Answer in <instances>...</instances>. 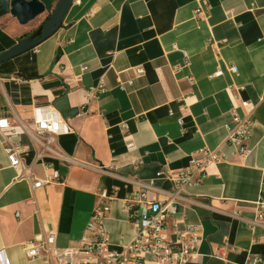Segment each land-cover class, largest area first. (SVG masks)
<instances>
[{
  "label": "crops",
  "instance_id": "crops-1",
  "mask_svg": "<svg viewBox=\"0 0 264 264\" xmlns=\"http://www.w3.org/2000/svg\"><path fill=\"white\" fill-rule=\"evenodd\" d=\"M32 32L1 17L0 56ZM39 108L69 128L50 146L33 133ZM235 114L252 120L245 157L228 143ZM3 118L12 125L0 130V252L9 264H46L27 260L23 245L49 232L58 248L77 247L103 193L110 248L122 251L135 235L125 201L148 182L150 200L172 204L182 228L200 229L191 264L264 260V0H73L57 32L0 65ZM11 145L35 179L56 171L59 182L34 189L20 179ZM200 150L221 160L199 184L177 193L157 177L188 168Z\"/></svg>",
  "mask_w": 264,
  "mask_h": 264
},
{
  "label": "built area",
  "instance_id": "built-area-1",
  "mask_svg": "<svg viewBox=\"0 0 264 264\" xmlns=\"http://www.w3.org/2000/svg\"><path fill=\"white\" fill-rule=\"evenodd\" d=\"M200 13H198L199 15ZM233 73L237 68H232ZM139 75L142 70L137 71ZM222 76L217 72L212 77ZM132 81L128 82L131 86ZM122 90L123 85L119 86ZM100 85L96 92H103ZM243 108L248 103H242ZM235 126L228 128V143L234 148L236 155L248 156L250 150L248 141L252 132V120L248 117L234 116ZM34 136L40 138L45 146H50L57 136L67 134L69 128L60 119L56 111L49 108L35 110ZM12 127L8 119H0V130H10ZM127 129V126H124ZM47 148V147H45ZM133 148V144H128ZM10 166L20 170V179L32 180L33 188L39 189L46 184L59 182V173L54 171L47 181L33 177L30 168L22 160L20 151L11 145L6 149ZM221 160L218 152L200 150L190 162L188 168L172 174H158L171 181L177 193L202 182L206 177L208 166ZM28 171V174L25 172ZM201 177H196V175ZM154 190L153 182L141 185L139 191L133 192L125 201V209L129 214V222L133 226L135 235L132 242L124 246L122 251L110 248L109 234L105 229V220L110 212L109 198L103 193L94 208L86 229L78 246L60 249L56 245L55 233L49 232L36 236L32 241L23 245V252L27 260H42L46 264H191L193 257L198 254L201 242L200 229L195 226L182 228L177 221V210L170 203L150 200L149 193ZM264 206V203L262 204ZM224 254L216 256L223 259ZM264 260L257 258L249 264H260ZM0 264H9L4 251L0 252Z\"/></svg>",
  "mask_w": 264,
  "mask_h": 264
},
{
  "label": "water",
  "instance_id": "water-1",
  "mask_svg": "<svg viewBox=\"0 0 264 264\" xmlns=\"http://www.w3.org/2000/svg\"><path fill=\"white\" fill-rule=\"evenodd\" d=\"M73 0H0V18L11 15L19 25L26 26L48 13L46 23L34 34L0 56V65L30 52L57 32L72 6Z\"/></svg>",
  "mask_w": 264,
  "mask_h": 264
},
{
  "label": "rangeland",
  "instance_id": "rangeland-1",
  "mask_svg": "<svg viewBox=\"0 0 264 264\" xmlns=\"http://www.w3.org/2000/svg\"><path fill=\"white\" fill-rule=\"evenodd\" d=\"M48 13H45L41 16H39L36 20L26 25L27 27H31V29L34 31L47 17Z\"/></svg>",
  "mask_w": 264,
  "mask_h": 264
},
{
  "label": "trees",
  "instance_id": "trees-1",
  "mask_svg": "<svg viewBox=\"0 0 264 264\" xmlns=\"http://www.w3.org/2000/svg\"><path fill=\"white\" fill-rule=\"evenodd\" d=\"M48 20V19H47ZM28 37V35L27 36H25V38H27ZM16 94H15V99H14V101L16 102V103H20V100H21V94H19V92L18 91H16L15 92ZM25 102V101H24Z\"/></svg>",
  "mask_w": 264,
  "mask_h": 264
},
{
  "label": "flooded vegetation",
  "instance_id": "flooded-vegetation-1",
  "mask_svg": "<svg viewBox=\"0 0 264 264\" xmlns=\"http://www.w3.org/2000/svg\"><path fill=\"white\" fill-rule=\"evenodd\" d=\"M48 18L49 16L45 18V20L31 33V35L34 34L38 29H40L46 23Z\"/></svg>",
  "mask_w": 264,
  "mask_h": 264
}]
</instances>
